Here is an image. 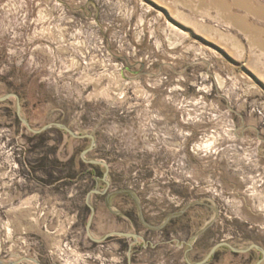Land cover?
Returning <instances> with one entry per match:
<instances>
[{
	"label": "rangeland",
	"instance_id": "obj_1",
	"mask_svg": "<svg viewBox=\"0 0 264 264\" xmlns=\"http://www.w3.org/2000/svg\"><path fill=\"white\" fill-rule=\"evenodd\" d=\"M7 93L34 129L94 136L85 158L110 185L90 197L91 234L144 241L87 237L85 195L105 188L80 157L90 140L32 133L10 97L2 264H128L130 245L131 264H189L264 241L247 224L264 221V0H0Z\"/></svg>",
	"mask_w": 264,
	"mask_h": 264
},
{
	"label": "water",
	"instance_id": "obj_2",
	"mask_svg": "<svg viewBox=\"0 0 264 264\" xmlns=\"http://www.w3.org/2000/svg\"><path fill=\"white\" fill-rule=\"evenodd\" d=\"M10 97H14L16 99V116H17V118L32 133H41L50 127H56L57 129L65 131L71 137L88 138L90 140V146L81 152L80 157L83 161H85L87 163L94 164V165H101L104 167L105 171L103 172L102 181L105 183V188H103L102 190H100L98 188L91 189L85 195L84 202H85L86 206L90 209V214H89V217H88L86 225H85V232H86L87 237L91 241L96 242V243L97 242H103L107 238L112 237V236H119L122 238L132 239L133 240L132 243L138 242L139 239L144 241V238L142 235H140L138 233L128 232V231H111V232L105 234L101 238H96L91 234V225L93 222L94 207L90 203V197L92 194H105L107 192L109 185H110L109 181L107 180L108 172H109V165L105 161H102V160L86 159L85 158V155L89 151H91L95 146L94 136L92 134H78V133L74 132L72 129H70L68 126H66L65 124L58 123V122H52V123L44 125L43 127L39 128V129H34L31 127V125L29 124L27 119L22 116L21 104H20V100H19V97L17 94L7 93V94L0 97V102L5 101V100L9 99ZM221 246H226L232 251H237V249L232 244H230L229 242H227L225 240H221V241L215 243L211 247L208 254L202 260L194 262V263H189V264H206L208 262V260L212 257V255L216 252V250L218 248H220ZM250 248H256V249H259L261 251L262 258L255 263V264H260L264 259V249L261 246L253 243V244H250L246 249H243V251H246ZM130 249H131V245L129 246V249H128V264H131V262H130ZM0 264H2L1 261H0Z\"/></svg>",
	"mask_w": 264,
	"mask_h": 264
},
{
	"label": "flooded vegetation",
	"instance_id": "obj_3",
	"mask_svg": "<svg viewBox=\"0 0 264 264\" xmlns=\"http://www.w3.org/2000/svg\"><path fill=\"white\" fill-rule=\"evenodd\" d=\"M99 195H103V194H99ZM238 234L240 236L239 238H241L242 234L240 232H238ZM251 236L252 234L249 237ZM250 242H252V240H250L249 243L245 245H242L241 243H235L234 247L237 249V251H232L226 246H221L220 248L217 249L219 250V255H218L219 259H223V257L226 255V252L230 251L234 256V260L230 264H255L258 260L262 258V253L259 249L256 248H250L246 251H243V249H246L250 245ZM261 242L264 243V241ZM257 245L261 246L264 249L263 244H257ZM260 264H264V259Z\"/></svg>",
	"mask_w": 264,
	"mask_h": 264
},
{
	"label": "crops",
	"instance_id": "obj_4",
	"mask_svg": "<svg viewBox=\"0 0 264 264\" xmlns=\"http://www.w3.org/2000/svg\"><path fill=\"white\" fill-rule=\"evenodd\" d=\"M247 224H248V228L249 229L253 228V226H254L255 227V232H260L259 230H264L263 229L264 228V221L261 220V219L260 220H257L255 223L248 222ZM241 231H239V230L237 231L236 230L237 233L238 232H241ZM261 232H264V231H261ZM251 243L263 244V246H264V243H262L259 240H252V242H250V244ZM218 252H219V250H218ZM233 260H234V256H233L232 252L227 251L226 252V255L223 257V259H219V257H218V262L215 261V264H230V263H232Z\"/></svg>",
	"mask_w": 264,
	"mask_h": 264
},
{
	"label": "trees",
	"instance_id": "obj_5",
	"mask_svg": "<svg viewBox=\"0 0 264 264\" xmlns=\"http://www.w3.org/2000/svg\"><path fill=\"white\" fill-rule=\"evenodd\" d=\"M17 122H18V120H17ZM38 135H39V134H38ZM41 135H42V133L40 134V136H41ZM90 166H91V167H95L96 165H91V164H90ZM67 178H70V177L67 176ZM212 257H213V256H212Z\"/></svg>",
	"mask_w": 264,
	"mask_h": 264
}]
</instances>
